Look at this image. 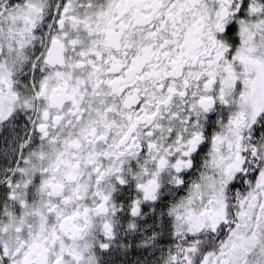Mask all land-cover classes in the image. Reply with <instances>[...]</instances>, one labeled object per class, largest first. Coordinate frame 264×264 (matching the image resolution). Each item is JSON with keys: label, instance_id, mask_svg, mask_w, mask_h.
Here are the masks:
<instances>
[{"label": "snow or ice", "instance_id": "1", "mask_svg": "<svg viewBox=\"0 0 264 264\" xmlns=\"http://www.w3.org/2000/svg\"><path fill=\"white\" fill-rule=\"evenodd\" d=\"M0 264H264V0H0Z\"/></svg>", "mask_w": 264, "mask_h": 264}, {"label": "flooded vegetation", "instance_id": "2", "mask_svg": "<svg viewBox=\"0 0 264 264\" xmlns=\"http://www.w3.org/2000/svg\"><path fill=\"white\" fill-rule=\"evenodd\" d=\"M135 258V253L133 254V259Z\"/></svg>", "mask_w": 264, "mask_h": 264}]
</instances>
